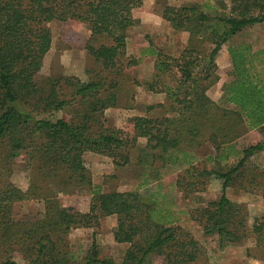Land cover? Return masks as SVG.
Listing matches in <instances>:
<instances>
[{
    "label": "trees",
    "instance_id": "obj_1",
    "mask_svg": "<svg viewBox=\"0 0 264 264\" xmlns=\"http://www.w3.org/2000/svg\"><path fill=\"white\" fill-rule=\"evenodd\" d=\"M141 4L142 0H0V264H142L155 251L164 256L163 264L194 262L201 251L199 242L174 224L167 202L157 207L167 192L146 189L143 196L139 190L158 180L161 169L181 164L187 166L172 185L185 197L204 190L211 174L222 179L220 196L194 215L203 233L215 234L219 247L253 237L255 246L247 247L246 254L264 260V215L247 225L244 206L225 194L228 186L246 177L249 158L264 150V139L235 146L244 130H264V56L258 57L250 44L228 47L235 78L225 86L224 101L232 107H221L205 94L217 80L215 55L231 36L264 23V0H228L225 11L215 15L198 5H165L162 18L173 29L188 31V42L178 55H166L148 44L138 57L154 56L152 78L139 82L130 77L148 91L166 90L165 100L147 107L157 108L156 115H135L123 127L110 128L102 120L103 110L117 105L120 77L125 79L124 71L139 61L127 56L126 36L136 24L132 9ZM53 20L85 23L91 38L106 39L85 45L104 74L88 75L85 81L75 76L37 79L51 46L46 24ZM203 42L210 44L208 52ZM67 107L69 117L55 115ZM204 144L212 151L196 164L193 153ZM87 151L110 157L117 167L137 166L135 189L103 191L95 185L84 162ZM20 157L28 172L25 189L11 180L13 163ZM227 160L231 164L223 168ZM257 177L251 174L248 182L259 185ZM75 188L90 194L86 211L59 200V193ZM29 200L41 201L42 210L14 217V205ZM110 215L117 218L114 240L129 244L122 261L100 257L95 240L83 255L72 251V230L95 229ZM252 250L263 253L259 257ZM15 254L24 262L14 260Z\"/></svg>",
    "mask_w": 264,
    "mask_h": 264
},
{
    "label": "rangeland",
    "instance_id": "obj_2",
    "mask_svg": "<svg viewBox=\"0 0 264 264\" xmlns=\"http://www.w3.org/2000/svg\"><path fill=\"white\" fill-rule=\"evenodd\" d=\"M227 3L228 0H142L141 6L132 9V16L136 20V24L127 31V56H140V50L150 43L160 48L166 55H178L186 46L189 38L188 31L173 29L162 18L161 11L165 5H198L200 8L203 7L207 13L215 15L224 12L223 5L226 6ZM46 25L51 33V46L38 72V80L49 77L75 76L85 81L88 75L94 77L98 72L104 74L85 49V45L88 42L93 45L106 43L104 37L91 38L88 26L76 20L66 22L53 20ZM242 44H250L252 51L256 50V55L263 57L264 23L247 26L231 36L215 55L213 72L217 76V80L206 89L205 94L221 107H232V105L224 101L225 86L235 78L228 47ZM201 46L203 49L205 47L208 52L209 43L203 42ZM206 51L204 52L205 55ZM138 58L139 61L136 66L127 68L124 71L126 74L125 79L122 78L123 76L119 79L123 82L120 83L121 86L117 90V105L103 110L102 120L107 127H123L126 120L135 115H144L145 113L156 115L158 112L157 108L147 111V107L165 100L166 90L151 92L146 90L144 85H137L130 81V77L136 78L139 82L152 78L154 56L143 55ZM262 78L264 81V75H262ZM70 112L71 109L67 107L63 111L55 113V115L58 117H69ZM262 139H264V130L259 128L244 130L242 135L236 140L235 146L238 149L242 145L254 144ZM138 144L143 145L144 139L139 138ZM209 151L211 152L212 150L208 144H204L197 149L193 153L194 163L202 162ZM232 160H227L228 162L226 163L223 162L221 166L223 168L229 167ZM84 162L90 171L92 182L95 185H99L103 191L111 189L118 191L133 190L138 183L139 169L137 166L117 167L112 163L110 157L90 151L84 153ZM204 165L207 168H211L210 163H204ZM186 166V164L168 165L161 169L158 180L152 181L145 188H140L139 190L143 196L146 189L154 194L157 191L161 195L167 192V199L163 198V201L158 202L157 207L164 208L166 206L165 202H167L171 217L174 216L176 218L174 224L188 232L192 238L199 242V247H201L198 258L190 264H249L248 261L240 258L246 253L245 246L251 249L255 246L253 237L247 238L240 244H229L219 247L216 235L204 234L200 224L193 219L194 215H197L199 207L205 206L207 202L216 200L220 196L222 179L211 174L206 179L204 190L194 192L185 197L174 189L172 183L176 175L182 172V169ZM244 171L246 177L237 179L234 186H228L225 189V194L232 202L244 206L247 212V225H250L253 217L264 215V150L255 152L249 158ZM251 174L258 176L256 181L259 185L256 186L248 182ZM27 176L28 172L22 157L17 158L12 167V182L18 187L25 189L28 184ZM89 198V192L83 189H67L66 192L59 193L61 204L73 206L80 211L88 209ZM160 198L161 196L159 195ZM39 210H42V202L29 200L15 204L13 215L16 218H23L25 215L36 213ZM116 226V215H110L101 218L98 227L95 229L90 227L75 228L68 235L69 246L72 251L83 255L92 241L95 240L100 257H110L113 261L120 262L129 244L126 242L119 243L114 240L113 232ZM252 253L254 254L255 251L252 250ZM262 253V250H258L255 254L261 257ZM13 259L24 262L19 254H15ZM163 263L164 256L155 251L149 253L142 264Z\"/></svg>",
    "mask_w": 264,
    "mask_h": 264
},
{
    "label": "crops",
    "instance_id": "obj_3",
    "mask_svg": "<svg viewBox=\"0 0 264 264\" xmlns=\"http://www.w3.org/2000/svg\"><path fill=\"white\" fill-rule=\"evenodd\" d=\"M244 248L246 249V246ZM237 258H239V256H237ZM240 259L244 261H248L249 264H264V260L258 259L252 255H247L246 253H244Z\"/></svg>",
    "mask_w": 264,
    "mask_h": 264
}]
</instances>
